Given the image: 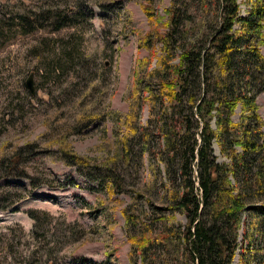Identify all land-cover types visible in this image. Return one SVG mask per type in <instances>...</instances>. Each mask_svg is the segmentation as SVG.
Returning a JSON list of instances; mask_svg holds the SVG:
<instances>
[{
    "label": "rangeland",
    "instance_id": "rangeland-1",
    "mask_svg": "<svg viewBox=\"0 0 264 264\" xmlns=\"http://www.w3.org/2000/svg\"><path fill=\"white\" fill-rule=\"evenodd\" d=\"M237 2L246 17L251 0ZM218 13L217 0H0V264H175L173 248L184 249L175 241L167 254L149 249L144 258L131 242L168 238L185 223L167 210L179 159L167 151L161 125L178 109L189 115L193 103H171L160 84L174 79L184 51H207ZM175 14L165 50L153 35L167 39L164 24ZM235 34L233 77L219 76L215 59L203 79L191 75V96L255 95L264 134V74L248 84V37L237 26ZM250 43L264 56V37ZM248 113L237 106L232 120L241 132L224 137L231 145L256 126ZM212 151L228 163L217 142ZM72 157L82 162L73 165ZM9 166L17 174L4 177ZM108 170L122 180L121 194L106 188ZM252 207L259 210L243 216L231 264H264V223L256 222L264 203Z\"/></svg>",
    "mask_w": 264,
    "mask_h": 264
},
{
    "label": "trees",
    "instance_id": "trees-1",
    "mask_svg": "<svg viewBox=\"0 0 264 264\" xmlns=\"http://www.w3.org/2000/svg\"><path fill=\"white\" fill-rule=\"evenodd\" d=\"M251 3L247 16L241 17L237 0H217L218 27L210 37L207 51L205 53L184 51L179 56L178 73L174 79L169 82L162 81L160 84L162 97H166L171 103L177 102L181 106L185 99L193 103L189 115L180 114L181 111L178 109L172 114V120L165 119L161 125L167 151L179 159L177 171L180 181L173 192L174 198L168 201L170 204L167 210L171 214L173 212L182 214L185 217V223L168 238H164V235L160 238H150L145 235L138 242L133 238L131 245L139 246L143 258L149 249L157 248L160 252L167 254V250L175 241L176 245L172 246H184L182 252L181 248H173L175 264H231L238 249L243 216L246 212L254 216L259 209L252 206L257 202L264 203L262 196L264 194V147L259 145V139L263 138L264 134L260 131L263 122L256 113L255 95L247 94L240 98L225 92L211 95L207 93L202 98H197V95L191 96L194 92L191 75L194 73L198 77L199 73L203 79L207 68L215 59L219 65V76L233 77L231 74L235 64L234 56L238 54V45L241 44L240 37L235 34L236 26L245 30V35L248 37L245 39L247 49L244 55L245 61L247 60L245 65L249 78L248 84L259 80L261 71L264 74V56L255 45L250 43L253 36L264 37L262 33L264 0H251ZM36 16L37 14H34V17ZM178 18V14H175L173 20L164 24L168 32L167 39L161 40L157 27L155 28L156 34L153 35V40H160L165 50L168 47V39L171 38L177 26ZM21 19L27 23L26 17ZM154 24L160 26L159 20ZM63 26L64 24H60L55 29L58 30ZM150 37L151 35L142 37L141 45L147 43ZM168 57L170 55L167 58L164 57V64ZM239 58L240 56L237 57ZM252 67L253 72H251ZM263 91L264 83L259 92ZM239 104L249 112L248 119L256 122V126L251 128V125H247L242 141L231 145V142H227L224 137L230 132H241L240 125L232 120ZM212 121L215 129L211 126ZM168 128V133H165ZM174 128H181L178 135L171 131ZM195 130L198 134L197 139L192 133ZM214 142L218 143L221 152L228 158V163L216 161L212 151ZM234 145L239 146L240 152L234 149ZM80 160L82 159L79 157H72L70 162L77 165V162H82ZM173 165L166 160L167 171H170ZM12 168L9 166L3 176L16 175L17 171H12ZM102 176L110 192L122 193V180L114 171H103ZM124 216L128 221L133 218L126 212ZM30 217L34 218V214L30 213ZM256 222L264 223V217L256 219ZM157 244H160L159 248ZM181 258L183 262L180 261Z\"/></svg>",
    "mask_w": 264,
    "mask_h": 264
},
{
    "label": "water",
    "instance_id": "water-1",
    "mask_svg": "<svg viewBox=\"0 0 264 264\" xmlns=\"http://www.w3.org/2000/svg\"><path fill=\"white\" fill-rule=\"evenodd\" d=\"M30 84H31V82H30V81H28V82H27V86H28V87H30Z\"/></svg>",
    "mask_w": 264,
    "mask_h": 264
}]
</instances>
